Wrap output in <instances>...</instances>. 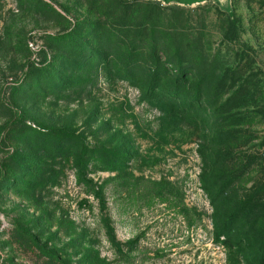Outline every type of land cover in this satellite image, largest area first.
I'll return each mask as SVG.
<instances>
[{"label": "rangeland", "instance_id": "1", "mask_svg": "<svg viewBox=\"0 0 264 264\" xmlns=\"http://www.w3.org/2000/svg\"><path fill=\"white\" fill-rule=\"evenodd\" d=\"M0 264H264V0H0Z\"/></svg>", "mask_w": 264, "mask_h": 264}]
</instances>
